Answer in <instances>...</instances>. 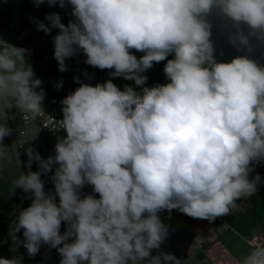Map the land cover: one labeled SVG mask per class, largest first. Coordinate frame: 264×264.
<instances>
[{
  "label": "clouds",
  "instance_id": "9594fccd",
  "mask_svg": "<svg viewBox=\"0 0 264 264\" xmlns=\"http://www.w3.org/2000/svg\"><path fill=\"white\" fill-rule=\"evenodd\" d=\"M33 2L71 6L67 24L58 12L45 16L47 24L36 21L37 31L58 29L52 43L60 72L82 52L86 64L140 90L121 89L111 78L93 86L73 77L79 87L61 101L66 135L57 138L55 154L43 158L27 147L28 170L12 182L13 192L31 200L10 226L12 251L23 245L34 257L48 245L60 264H182L173 254L153 255L169 236L161 211L213 222L264 183L250 175L264 164V63L252 55L264 46V0ZM217 19L243 53L227 62L215 55ZM30 55L0 38V161L14 151L19 165L16 142L3 144L14 131L8 113L15 109L25 121L45 113L46 92ZM162 61L167 83L146 86L145 72ZM50 172L54 191H45L42 176ZM86 185L98 198L81 195ZM0 264L23 262L15 255ZM237 264H264L259 237Z\"/></svg>",
  "mask_w": 264,
  "mask_h": 264
},
{
  "label": "rangeland",
  "instance_id": "374dc122",
  "mask_svg": "<svg viewBox=\"0 0 264 264\" xmlns=\"http://www.w3.org/2000/svg\"><path fill=\"white\" fill-rule=\"evenodd\" d=\"M10 27L11 25H9L6 20L0 17V38L7 41L5 31ZM212 39L215 42L216 58L220 61L227 62L230 61L233 57L243 54L241 52H238L235 48L230 45L227 40L226 31L222 25V22L218 19L214 21ZM43 50H50L54 54V47L43 48ZM131 51L138 58L139 56L143 55V53L141 52H137L135 50ZM252 55L255 58L259 59L261 63H264V46L257 45L256 50L252 53ZM171 58V56L168 57V59ZM85 60L86 56L82 52L78 53L75 57L66 59V65L68 70L65 72L59 71V74L61 76L64 75L65 77H67L72 73L78 71L79 69H82L83 72L81 81L89 83L93 86L96 83H103L105 80L111 78L113 82L121 89H123V86L125 84L137 87L134 85L133 81H126L122 77H110L109 73L112 71L110 69L100 70L99 68L87 66ZM165 63L166 61L154 63L153 67L145 72V75L148 77L146 86H152L156 83H167V80L163 73ZM75 69L76 71H74ZM77 87H79V84H77L71 90V92H73ZM139 90V87H137V91ZM10 113L13 116L12 110L10 111ZM33 135V129H29L27 136L24 137L23 140H27ZM43 142H45L48 146L51 143L49 137L44 133L38 140H36V142L32 143L30 146L34 147L35 150L38 151L41 155V144ZM26 148L27 147L24 148V155L27 161L28 157L25 152ZM9 156V160L0 161V221L4 220L5 217L11 218L15 216L19 210L26 208L31 204V201L28 198V194L23 193L21 189H16L13 192L14 186L12 182L18 177L19 173H21L22 170L21 166L18 164L16 155L10 151ZM32 169L33 171L38 170V162H33ZM237 204L239 205V207L233 209L230 215L218 217L215 219L216 221L213 222H209L208 220L202 219L200 223L204 224L208 222L211 224L213 229H215V231L217 232V235L222 238L221 244L222 250L224 252L227 251L228 253H233L234 257H245L251 251V248L246 243V239L249 237L252 238V234H258L259 230L258 226H256L254 223L249 222V219L245 217V199L237 201ZM159 215L161 217V220L166 225H168L169 236L162 243L161 248L159 250H153V255L157 254L158 251H163L165 253L173 254L177 257L178 253L182 250V248H184L187 243H195V237L198 233L197 229H195L192 225V221L197 218L188 217L187 215L181 213L179 210H177L176 212H171L170 215L167 211H161ZM13 221L14 220L10 221L8 224L11 225ZM3 224L5 223H1V225ZM222 224L228 226L230 225L231 227H233V229L230 233L226 234V232L221 229ZM65 228L66 225L62 222L60 229L61 233L65 231ZM1 239H3L4 243H6L5 238ZM43 246L46 251V254L48 255V251L50 250V258L52 257V259H55V249L50 248L48 245ZM186 264L214 263L211 261V259H205L204 256H199L192 261L186 259Z\"/></svg>",
  "mask_w": 264,
  "mask_h": 264
},
{
  "label": "crops",
  "instance_id": "0c3cea01",
  "mask_svg": "<svg viewBox=\"0 0 264 264\" xmlns=\"http://www.w3.org/2000/svg\"><path fill=\"white\" fill-rule=\"evenodd\" d=\"M51 12H58L61 15V22L67 24L72 19L71 6L62 9L59 4L49 6L47 2L37 7L33 0H0V17L7 21L11 27L5 32L7 41L16 45L31 49V55L29 56V62L33 65V70L36 77L43 81V84L48 91L54 96L63 99L68 95L71 90L78 84L74 81L73 77H79L81 80L82 69L74 71L71 75L65 77L61 76L58 70L57 61L54 59V54L48 50L44 51L43 48L53 47V38L58 33V29H53L50 34L43 31H37L36 21H43L48 23L44 18ZM29 17L33 19L30 20ZM87 66H90L86 64ZM91 67V66H90ZM63 80L61 88L57 89L56 84ZM259 174L264 181V164L255 165V172L250 175L255 176ZM177 210H172L176 212ZM15 216L9 218L5 217L0 221V237L6 239L4 243L0 238V258H12L18 255L22 258L23 264H60V255L55 249V259H52L50 250L48 255L42 246L34 257L27 255V250L23 245L16 246L17 250L12 251L14 247L9 236L10 226L8 223L15 220ZM189 217V216H188ZM245 217L249 219V222L258 226L259 233L252 234L253 236H259L264 243V183L259 186L257 193L249 198L245 199ZM14 218V219H12ZM191 220V219H190ZM202 219H194L192 225L197 229V235L195 243H187L184 248L178 253L177 258L182 261V264H186V259L189 261L194 260L196 257L204 256L205 259H211L215 264H237L243 257H234L233 253L224 252L222 250V244L217 232L210 223H200ZM1 223H5L1 225ZM201 224V226H200ZM230 233L233 227H231ZM17 236L22 240V230L17 233ZM247 238L246 243L249 245Z\"/></svg>",
  "mask_w": 264,
  "mask_h": 264
},
{
  "label": "built area",
  "instance_id": "2783aa9c",
  "mask_svg": "<svg viewBox=\"0 0 264 264\" xmlns=\"http://www.w3.org/2000/svg\"><path fill=\"white\" fill-rule=\"evenodd\" d=\"M42 87L46 92V96L42 104L43 110L45 112L43 115L39 116L35 121L31 119L25 121L22 119L21 113L15 109H12L13 116L11 115L10 111L8 113V117H9L8 126L14 129V131L10 136L4 138L3 144L7 146L9 149H11L13 143L16 142V147H17L16 151L20 153L19 160L21 161L20 166L22 172H27L28 170L26 168L27 161L24 155L25 147H28L32 143L36 142V140H38L41 137V135L44 133L51 140L49 146L45 142L41 144V150H42L41 157L47 158L48 156L55 154L54 149H55V144L57 142V138L59 136L66 135V133L63 130L59 129L60 128L59 121L62 120L63 118V114H62L63 106L61 104L62 100L51 94L44 84H42ZM29 129H33V133L35 134V139L23 140V138L27 136ZM11 152H13L16 155L14 151ZM52 174L53 173L50 172L47 175L42 176V180L44 181L45 191H54V185L50 179ZM90 193L97 196L98 198V194L92 193V186L90 185H86L81 190L82 196ZM224 225L225 224H222L221 229L225 232L230 231L231 228L228 225L226 226ZM256 237L259 236H253L249 240V245L251 247L253 245V240ZM259 239L260 242L263 243V240L260 237Z\"/></svg>",
  "mask_w": 264,
  "mask_h": 264
},
{
  "label": "trees",
  "instance_id": "16d2710c",
  "mask_svg": "<svg viewBox=\"0 0 264 264\" xmlns=\"http://www.w3.org/2000/svg\"><path fill=\"white\" fill-rule=\"evenodd\" d=\"M62 100V99H61Z\"/></svg>",
  "mask_w": 264,
  "mask_h": 264
}]
</instances>
